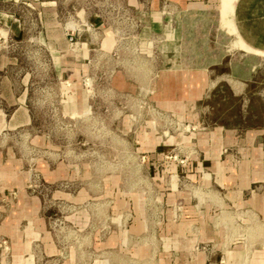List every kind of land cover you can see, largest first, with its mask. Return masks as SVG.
Instances as JSON below:
<instances>
[{
    "label": "rangeland",
    "instance_id": "374dc122",
    "mask_svg": "<svg viewBox=\"0 0 264 264\" xmlns=\"http://www.w3.org/2000/svg\"><path fill=\"white\" fill-rule=\"evenodd\" d=\"M227 1L226 11L186 14L176 41V60L205 68L215 82L195 121L155 102L151 87L110 86L114 68H126L135 79L150 70L151 79L157 68L174 64L175 41L172 46L158 23L116 14L108 2L83 8L102 21L113 44L98 50L103 30L95 28L75 35L73 52H83L85 36L92 44L85 50L81 109L62 95L67 71L59 68L67 55L52 59L36 54L32 42L0 39L1 61L9 66L0 78L13 79V87L0 86V264H201L191 261L196 254L203 264H235L225 258L231 246L247 245V259L264 246V214L249 206L225 213L224 189L214 183L224 167L216 171L204 158L213 127L264 128V50L239 36L232 21L236 0ZM230 78L243 81L241 93ZM22 107L27 119L15 112ZM161 136L181 141L169 150L138 149ZM221 152L220 162L229 151ZM232 158L235 171L238 153ZM263 188L264 178L251 186L253 192ZM182 241L192 246L186 251L177 245Z\"/></svg>",
    "mask_w": 264,
    "mask_h": 264
},
{
    "label": "crops",
    "instance_id": "0c3cea01",
    "mask_svg": "<svg viewBox=\"0 0 264 264\" xmlns=\"http://www.w3.org/2000/svg\"><path fill=\"white\" fill-rule=\"evenodd\" d=\"M106 2L112 6L116 14H126L131 19L138 16L143 18V21L147 20V23H158L161 32L171 37L172 46L175 41L170 55V60H173L172 63L174 64L157 68L151 79L146 78V74L150 70H144L143 74L137 75L135 79V76L130 74L126 68H114L109 79L112 89L129 91L130 88L137 86L151 87L154 91L151 97L155 102L164 104L167 108L170 106L171 109L181 110L182 113L177 117L184 121L189 120V117L195 121L196 112L194 113V111L204 98L207 89L212 87L215 82L210 81L205 68L185 66L176 60L178 57L174 56H178L179 51L176 50L175 45L182 36V27L185 23L184 16L186 14L211 13L217 7L221 10L220 3L216 7V0H0L1 39L8 38L17 43L32 42L36 44L33 50L36 54L43 53L52 59L67 55V61H64L67 67L64 65L65 67L59 68V71H67L65 80L60 81L62 95L75 107L81 109L87 100V94L82 88L87 79H84L87 70L84 62L85 50L89 44H92L87 40L86 34L83 33L82 35L85 37H80V39L82 38L83 52H73V49L68 45L67 34L70 29L80 28L82 32L84 29H82L81 24L86 22L92 26L88 30L93 28L103 30L101 35L103 38L95 46L103 53L108 51L113 44L111 34L109 35L100 19L95 21L93 18H89L88 13L84 15L83 9L90 4L104 7ZM78 7L82 8L80 9L81 17H78L79 12L75 11ZM85 12L87 11L85 10ZM138 21L141 22L140 19ZM232 21L236 32L249 46L264 50V0H236ZM166 53L168 52L166 51ZM1 56L0 71L5 69V72L9 66L1 61ZM244 56H247V53L242 52L239 62L241 67L244 63L242 60ZM10 64L12 65V63ZM83 80H85L84 84L82 83ZM229 82L230 87L234 88L235 91L239 89L238 93H241L242 80L230 78L228 79ZM0 86L13 87V79L6 75L1 76ZM7 93L9 99L14 98L11 89ZM1 94L5 95L2 92ZM260 97L264 107L263 90L260 92ZM24 99L25 96L20 101H24ZM17 111L25 114L26 108L22 107L15 112ZM27 117L26 114L23 116L26 119ZM208 135L210 145L203 150L204 158L211 159L210 165L216 168V171L222 165L224 167V175L220 174L218 178L214 177V183L219 188L224 189V212H231L232 208L243 212L246 210L244 208L249 206L264 214V188L262 192L251 190L254 183H258L264 178V128L238 131L230 127L215 126L212 131L208 132ZM235 135L245 138L238 139L233 137ZM160 138L154 143L141 142L138 149L153 150L160 147L161 150H169L175 145L176 140L181 141V137H176V140L172 136H161ZM221 147L225 151H229V153L223 154L225 159L222 162L218 161L222 154ZM233 151L238 153V158H236L238 160H235L237 166L235 171L230 166L233 160ZM197 164L198 162H194V165ZM208 193V195H216L215 191L209 190ZM228 205L230 210H226ZM189 228L196 229L194 226H189ZM184 229L183 226H176L177 231ZM177 245L187 251L192 246V242L182 241V244L177 243ZM246 247L247 245L244 243L231 246L225 252L226 261L235 264H243L244 262L264 264V246L252 251L248 259ZM191 261L203 264L204 258L196 254L192 255Z\"/></svg>",
    "mask_w": 264,
    "mask_h": 264
},
{
    "label": "built area",
    "instance_id": "2783aa9c",
    "mask_svg": "<svg viewBox=\"0 0 264 264\" xmlns=\"http://www.w3.org/2000/svg\"><path fill=\"white\" fill-rule=\"evenodd\" d=\"M82 25V28H84L85 30H88L90 28V25L87 24L86 22H84ZM81 29L78 28V29H70L68 31V34H67V42H68V45L71 47L74 43H75V35L80 31ZM0 39H1V35H0Z\"/></svg>",
    "mask_w": 264,
    "mask_h": 264
},
{
    "label": "bare ground",
    "instance_id": "6f19581e",
    "mask_svg": "<svg viewBox=\"0 0 264 264\" xmlns=\"http://www.w3.org/2000/svg\"><path fill=\"white\" fill-rule=\"evenodd\" d=\"M219 3H220V5H221V9H222V10H225V11H226V9L230 8V6H229L227 0H220ZM234 82H235V81H234ZM232 84H233V82H232ZM235 87H236V85H235ZM239 88H240V87H239Z\"/></svg>",
    "mask_w": 264,
    "mask_h": 264
}]
</instances>
